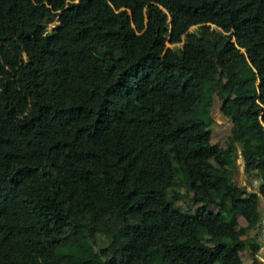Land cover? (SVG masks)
Listing matches in <instances>:
<instances>
[{
	"label": "trees",
	"instance_id": "16d2710c",
	"mask_svg": "<svg viewBox=\"0 0 264 264\" xmlns=\"http://www.w3.org/2000/svg\"><path fill=\"white\" fill-rule=\"evenodd\" d=\"M261 116L264 0H0V264H263Z\"/></svg>",
	"mask_w": 264,
	"mask_h": 264
},
{
	"label": "rangeland",
	"instance_id": "374dc122",
	"mask_svg": "<svg viewBox=\"0 0 264 264\" xmlns=\"http://www.w3.org/2000/svg\"><path fill=\"white\" fill-rule=\"evenodd\" d=\"M57 26V21H54L52 23H50L48 25V29H52L53 26ZM195 26L191 27V29H194ZM207 30V29H205ZM169 46V45H168ZM219 103L216 101L215 104L213 105L212 107V116H213V120H214V123L213 125L211 126V143L212 144H215L221 148H225L226 145H227V140H228V137H233L234 134H235V130H236V126L233 125L231 123L230 120H228V118L224 117L221 113H220V109H219ZM262 122H263V125H264V116H261L260 117ZM238 162H241L240 158H238L237 160V164ZM241 170H239V173L236 175V178H240V176H247V172L244 171V165L240 166L239 167ZM238 170V169H237ZM235 178V179H236ZM240 184L242 183L241 182V178H240ZM182 189V192L184 194V198H182L178 204H182V206L186 207L189 203V197L187 196V194H185L184 192V189ZM252 190V189H251ZM249 190V192L251 191ZM246 192V191H245ZM212 210H216V208L214 207H211ZM242 218V217H240ZM240 220V219H238ZM234 232V231H233ZM246 233H248V230L245 228V227H242L240 230H239V237H244L246 236ZM232 236L234 237H237V234L236 232H234V235L233 233H231ZM106 241V238L104 236H101L100 240H99V243L100 245H103L104 242ZM215 264H219L218 262H216Z\"/></svg>",
	"mask_w": 264,
	"mask_h": 264
},
{
	"label": "crops",
	"instance_id": "0c3cea01",
	"mask_svg": "<svg viewBox=\"0 0 264 264\" xmlns=\"http://www.w3.org/2000/svg\"><path fill=\"white\" fill-rule=\"evenodd\" d=\"M242 165H243L242 162H238V170L236 171L234 178H236V175L239 173V170H241L239 167L242 166ZM240 178H241V182H242L241 184L239 183L240 182ZM240 178H238V179L236 178L235 180L242 187V189L244 191H246V192H249V190H251V189L254 190L257 187V185H258V181L256 179H254L251 176L250 173H247V176H243L242 175V176H240ZM261 205H262V212H263V215H264V203H261ZM238 219H240V220H238ZM238 219H237L238 225L235 226L234 229L231 232V233H233V235H234V232H236V234H237V237L232 236L233 239L237 240V239H244V238H250V237L253 238L255 232L253 230H249L247 228L246 222H245V220L243 218L239 217ZM242 227H245L248 230V233H246V236H244V237H239L238 236L239 235V230ZM256 240L261 245V248H260V250H259V252L257 254L259 260H261V259H264V246L261 243V240H260V237H259V231H258V233L256 235ZM241 254H242V257H243V260H244L245 263L252 262L253 258L250 256L249 253H247L246 251H243Z\"/></svg>",
	"mask_w": 264,
	"mask_h": 264
},
{
	"label": "built area",
	"instance_id": "2783aa9c",
	"mask_svg": "<svg viewBox=\"0 0 264 264\" xmlns=\"http://www.w3.org/2000/svg\"><path fill=\"white\" fill-rule=\"evenodd\" d=\"M260 240L264 245V217L260 221ZM262 262L264 263V260Z\"/></svg>",
	"mask_w": 264,
	"mask_h": 264
},
{
	"label": "clouds",
	"instance_id": "9594fccd",
	"mask_svg": "<svg viewBox=\"0 0 264 264\" xmlns=\"http://www.w3.org/2000/svg\"><path fill=\"white\" fill-rule=\"evenodd\" d=\"M263 203V202H262ZM261 215H262V217H261V219L264 217V215H263V212L261 211ZM261 219H260V221H261ZM247 226V225H246ZM258 231H259V237H260V222H259V228H258ZM261 243H262V241H261ZM263 244V243H262ZM264 246V245H263ZM260 248H261V245H260ZM258 260H259V258H258V256L256 257ZM262 260H264V259H261V260H259L260 262H262ZM263 263V262H262ZM264 264V263H263Z\"/></svg>",
	"mask_w": 264,
	"mask_h": 264
}]
</instances>
